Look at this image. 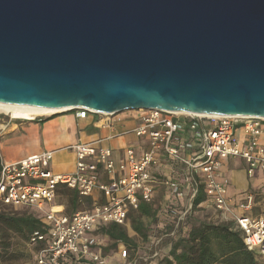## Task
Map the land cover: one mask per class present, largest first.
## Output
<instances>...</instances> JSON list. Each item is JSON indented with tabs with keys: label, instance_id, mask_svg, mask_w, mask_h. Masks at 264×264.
<instances>
[{
	"label": "water",
	"instance_id": "1",
	"mask_svg": "<svg viewBox=\"0 0 264 264\" xmlns=\"http://www.w3.org/2000/svg\"><path fill=\"white\" fill-rule=\"evenodd\" d=\"M0 104L264 119V0H0Z\"/></svg>",
	"mask_w": 264,
	"mask_h": 264
},
{
	"label": "built area",
	"instance_id": "2",
	"mask_svg": "<svg viewBox=\"0 0 264 264\" xmlns=\"http://www.w3.org/2000/svg\"><path fill=\"white\" fill-rule=\"evenodd\" d=\"M73 111L80 119L96 114L84 109ZM140 112L141 123L133 134L145 140L147 147L139 156L133 148H128L123 161L116 163L111 150L97 141L71 147L75 155L72 174L51 171L53 152L50 151L1 165L0 211L31 209L41 214L43 231H34L26 243L32 250L33 264H67L68 258L77 264H110L103 255L102 240L106 236L99 232L112 224L126 230L130 227L129 214L141 203L155 204L157 180L150 169L160 157L182 166L186 172L184 183H194L184 207L161 209V224L169 211L178 219L175 227L191 217L194 212L192 198L200 185L206 201L199 208L211 209L217 224H229L241 235L244 246L254 254L255 260L264 264V119L192 116L158 110ZM43 117L46 116L11 120L34 121ZM203 122L212 126L206 129ZM185 128L193 134L195 146L191 143L180 145L177 134ZM228 159L242 160L247 176L252 178L258 173L263 182L258 192L246 193L237 206H233L228 197V182L219 178V169ZM59 186L76 192L80 198H89L97 192L103 201L67 216L54 206ZM166 191L173 201L184 199L178 179L168 181ZM258 200L262 211L253 216L251 213ZM165 238L151 233L144 244L146 253L143 255L138 253V247L134 250L119 247L117 264L153 263L156 258H161L164 244L168 245Z\"/></svg>",
	"mask_w": 264,
	"mask_h": 264
},
{
	"label": "crops",
	"instance_id": "3",
	"mask_svg": "<svg viewBox=\"0 0 264 264\" xmlns=\"http://www.w3.org/2000/svg\"><path fill=\"white\" fill-rule=\"evenodd\" d=\"M141 116L142 112L140 111H124L112 115L88 114L85 118L80 119L76 117L75 111H68L50 114L40 120L3 122L0 124V168L4 163H16L28 156L50 151L53 152L51 171L54 174H72L75 169V155L71 147L75 144H90L97 141H101V146L111 150L112 158L116 163L123 161L125 150L128 148H133L136 156H139L147 147L145 140L138 139L133 134V130L141 123ZM202 125L206 129L212 126L209 122H203ZM177 137L180 145L191 143L195 146L197 143L193 139V134L186 128L181 130ZM150 173L157 180L154 202L159 212L162 211L161 209L175 208L174 206L181 209L186 205L194 183H184L183 176L186 172L182 166H177L168 159L160 157L150 169ZM219 178L228 182L227 193L233 206L241 203L246 193L258 192L263 185L258 173H255L252 178L247 176L245 164L240 159L224 161L219 169ZM171 179H178L182 184L184 199L179 202L173 201L171 194L166 191V184ZM68 191L72 190L63 186H59L56 190L54 206L60 208L63 213L65 211L70 213L71 210ZM102 201L101 195L97 192L89 198L79 197L78 200L80 208L83 210H87L95 202L101 203ZM10 210L1 211L9 212ZM47 210L48 208H45V211ZM197 210H204L214 216V212L209 208L202 207ZM261 211V201L258 200L251 214L258 216ZM34 216L39 218L37 215ZM102 242L103 249L107 248L108 237H104ZM136 246L138 247L137 243ZM138 253L143 255L145 252L141 253L138 249ZM114 255V259L118 260V255L116 253ZM112 259L107 258L110 264H114L111 263ZM66 263L77 264L71 258L66 259Z\"/></svg>",
	"mask_w": 264,
	"mask_h": 264
},
{
	"label": "trees",
	"instance_id": "4",
	"mask_svg": "<svg viewBox=\"0 0 264 264\" xmlns=\"http://www.w3.org/2000/svg\"><path fill=\"white\" fill-rule=\"evenodd\" d=\"M68 195L71 210L64 214L69 216L74 212L84 211L80 208L77 193L68 191ZM205 201L203 187L198 185L192 198V209L197 210ZM87 204H90L88 200ZM154 205L141 203L136 211L129 214V222L132 231L144 242L151 233L157 237L166 236L165 241L170 250L156 264H257L254 254L244 246L241 235L229 224H188L185 220L175 227L178 219L170 211L165 213L161 224L159 209L154 208ZM42 229L40 219L31 213L0 211V264H4L6 259H14L13 253L10 254L12 234L22 237L27 243L30 234L34 231L42 232ZM99 233L109 239L108 247L103 249L104 256L119 247L129 250L137 247L134 239L118 225H108Z\"/></svg>",
	"mask_w": 264,
	"mask_h": 264
},
{
	"label": "rangeland",
	"instance_id": "5",
	"mask_svg": "<svg viewBox=\"0 0 264 264\" xmlns=\"http://www.w3.org/2000/svg\"><path fill=\"white\" fill-rule=\"evenodd\" d=\"M8 121H14V120H11V118H9L8 116L4 114H0V124L3 122H8ZM18 211L22 213L23 212L32 213L34 215H37L38 217H40L41 215L40 213H36L34 210H30V209H18ZM9 212H12V210H10ZM187 222L188 224L189 223L195 224L198 222H207V223L217 224V221L213 220V214L211 215L209 212H205L204 210L202 211L197 210L196 212H194L192 216L187 219ZM126 231H127L128 236L134 239V241L137 243L140 249V252L146 253V251L143 250L144 244L146 242L142 241L139 237H137L136 234L132 231L131 227L126 229ZM11 243H12V248H11L10 254L13 253L12 256L14 257V259H10V260L6 259V262H4V264H33L32 250L29 247H27L26 241L22 237L12 234ZM118 250L119 249L113 250L112 252L106 255L107 258H113L111 260V263H114V264L118 263V260L114 259L115 258L114 254L115 253L117 254ZM169 250H170V246L164 244V247L162 248V251L159 257L162 258L163 255H165ZM157 260L158 258L153 260V264H156ZM256 262L257 264H262L261 260H256Z\"/></svg>",
	"mask_w": 264,
	"mask_h": 264
},
{
	"label": "bare ground",
	"instance_id": "6",
	"mask_svg": "<svg viewBox=\"0 0 264 264\" xmlns=\"http://www.w3.org/2000/svg\"><path fill=\"white\" fill-rule=\"evenodd\" d=\"M55 112L60 111L47 110L36 107L0 104V114H4L11 119L31 120L36 117L49 116L50 114H54Z\"/></svg>",
	"mask_w": 264,
	"mask_h": 264
}]
</instances>
